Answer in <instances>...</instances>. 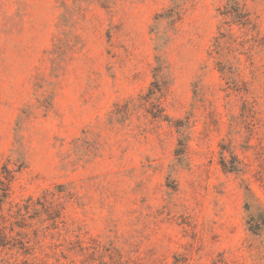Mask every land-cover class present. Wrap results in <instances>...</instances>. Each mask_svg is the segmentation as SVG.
<instances>
[{
	"label": "rangeland",
	"instance_id": "1",
	"mask_svg": "<svg viewBox=\"0 0 264 264\" xmlns=\"http://www.w3.org/2000/svg\"><path fill=\"white\" fill-rule=\"evenodd\" d=\"M0 264H264V0H0Z\"/></svg>",
	"mask_w": 264,
	"mask_h": 264
},
{
	"label": "trees",
	"instance_id": "2",
	"mask_svg": "<svg viewBox=\"0 0 264 264\" xmlns=\"http://www.w3.org/2000/svg\"><path fill=\"white\" fill-rule=\"evenodd\" d=\"M159 90H160L159 87H157V85L154 84V86L149 91V96H150L149 98H152L153 96H155ZM165 118H168V117H165ZM179 146L180 147L176 150L175 155L178 157V160L181 161V159L184 156L185 151H186V145L184 144V140L180 141ZM222 165H223L224 169L227 170L228 167H227V164L225 161L222 162ZM228 171L229 172H238L239 169H237V167H232L231 169H228Z\"/></svg>",
	"mask_w": 264,
	"mask_h": 264
}]
</instances>
